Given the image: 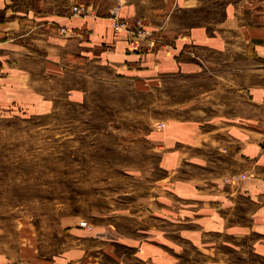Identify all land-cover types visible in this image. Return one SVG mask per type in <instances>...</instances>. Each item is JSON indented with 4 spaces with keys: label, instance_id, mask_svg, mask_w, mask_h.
Segmentation results:
<instances>
[{
    "label": "crops",
    "instance_id": "obj_1",
    "mask_svg": "<svg viewBox=\"0 0 264 264\" xmlns=\"http://www.w3.org/2000/svg\"><path fill=\"white\" fill-rule=\"evenodd\" d=\"M117 1L122 18L158 31L161 46L126 51V34L111 28ZM77 3L97 16L72 15ZM171 75L190 85V117L145 133L142 174L161 171L145 200L175 217L176 239L63 217L57 248L3 247L0 264H199L178 254L185 240L205 259L238 247L233 237L264 241V0H0V111L81 101L92 81L162 88Z\"/></svg>",
    "mask_w": 264,
    "mask_h": 264
},
{
    "label": "rangeland",
    "instance_id": "obj_2",
    "mask_svg": "<svg viewBox=\"0 0 264 264\" xmlns=\"http://www.w3.org/2000/svg\"><path fill=\"white\" fill-rule=\"evenodd\" d=\"M170 77L162 88L146 91L142 84L118 79L92 81L81 101L59 99L39 112L0 111V250L47 255L64 239L63 217L85 221L89 229L101 222L124 233L152 231L153 240L159 231L176 239L181 228L175 217L160 218V202L148 207L145 200L156 195L149 187L161 171L151 166V179L142 174L145 133L158 123L190 117L184 112L191 106L183 108L190 85ZM165 194L167 205H175L171 193ZM262 239L233 237L238 247L206 259L185 240L186 252L178 254L199 264H264Z\"/></svg>",
    "mask_w": 264,
    "mask_h": 264
},
{
    "label": "built area",
    "instance_id": "obj_3",
    "mask_svg": "<svg viewBox=\"0 0 264 264\" xmlns=\"http://www.w3.org/2000/svg\"><path fill=\"white\" fill-rule=\"evenodd\" d=\"M121 4L117 1L110 10V17L112 20L111 28L113 32H124L127 36L126 51L130 52H153L161 46V36L157 30L149 29L144 26L139 18L127 20L120 15ZM70 12L72 15L79 16H97L95 8L88 5L77 3L71 6ZM60 33H67L68 29L60 27ZM164 123H158L157 127H164ZM244 179L246 174L242 173L238 176ZM80 226H87L85 221L80 222Z\"/></svg>",
    "mask_w": 264,
    "mask_h": 264
}]
</instances>
